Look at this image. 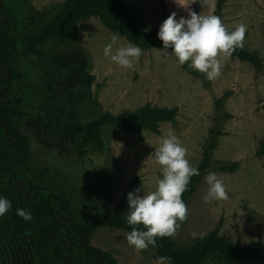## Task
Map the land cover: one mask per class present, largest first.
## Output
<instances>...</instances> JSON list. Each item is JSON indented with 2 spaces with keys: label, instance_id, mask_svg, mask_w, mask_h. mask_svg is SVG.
<instances>
[{
  "label": "rangeland",
  "instance_id": "1",
  "mask_svg": "<svg viewBox=\"0 0 264 264\" xmlns=\"http://www.w3.org/2000/svg\"><path fill=\"white\" fill-rule=\"evenodd\" d=\"M29 1L36 11L44 12L61 6L65 0ZM122 1L131 4L156 31L163 18L173 12L186 19L189 12L206 16L208 13L204 15L196 9L210 6V0ZM236 6L235 10L243 11L245 16L225 21L251 28L243 47L263 60L260 71L236 59H222V75L208 81L204 74L181 70L174 57L158 49L144 51L131 69H124L105 57L104 49L112 43L113 36L118 37L113 51L126 46L127 41L105 30L97 18L78 24L80 34L74 42L48 40L41 46L39 57L19 59L16 70L22 78V97L16 98V106L24 116L21 129L30 143L28 164L42 172V186L61 191L76 213L116 212L123 204L126 216L128 193L142 187L145 192L155 190L162 174L153 152L171 131L187 148V159L194 167L201 163L211 142L215 145L213 163L238 164L233 174L210 170L200 179L187 205L188 218L171 237L174 244L188 248L219 223V235L233 247L254 248L259 239L264 243V0H243ZM214 11L215 5L209 15ZM72 48L85 53L87 71L94 76L90 97L78 109L82 125L103 113L116 115L147 104L177 108L174 122L162 124L158 135L106 127L101 131L104 151L83 157L75 152L73 144L46 138L30 121L35 108L32 86L42 75L45 58ZM210 172L223 180L228 200L204 203L208 191L205 177ZM127 234L99 228L90 245L109 253L117 264H155L149 251L138 253L128 245ZM33 236L31 231L1 242L0 264H36L31 251ZM203 264L221 263L207 259Z\"/></svg>",
  "mask_w": 264,
  "mask_h": 264
},
{
  "label": "trees",
  "instance_id": "2",
  "mask_svg": "<svg viewBox=\"0 0 264 264\" xmlns=\"http://www.w3.org/2000/svg\"><path fill=\"white\" fill-rule=\"evenodd\" d=\"M226 1H216L214 15H218ZM90 18H97L105 30L127 43H135L143 52L162 46L158 31L122 0H67L44 12L36 11L29 0H0V196L12 204L11 211L0 217V243L34 231L31 251L36 264H117L109 253L93 248L90 240L99 228L131 231L123 204L116 212L80 214L71 209L61 191L42 186V172L28 164L30 143L21 129L24 116L16 106V98L22 97L17 61L39 57L41 46L48 40L74 42L80 34L78 24ZM250 29L247 28L245 38ZM230 59L246 63L256 71L263 66L257 54L242 47ZM180 69L197 75L187 63ZM93 82L82 50L72 48L62 55L45 58L42 75L32 86L35 108L30 121L34 128L48 139L59 138L73 144L75 152L83 157L104 151L101 131L106 127L158 135L160 126L173 123L177 116V108L147 104L116 115L103 113L82 125L78 109L83 100L89 99ZM214 149L213 142L206 147L197 166L200 175L192 177L182 195L186 205L208 171L236 172L237 163L212 162ZM18 208L31 212L32 220L19 217ZM219 226L220 223L188 248L177 247L171 238H161L157 247L148 251L154 260L157 256L171 257L172 264H203L207 259L221 264H264L261 239L254 248L233 247L219 235Z\"/></svg>",
  "mask_w": 264,
  "mask_h": 264
},
{
  "label": "clouds",
  "instance_id": "3",
  "mask_svg": "<svg viewBox=\"0 0 264 264\" xmlns=\"http://www.w3.org/2000/svg\"><path fill=\"white\" fill-rule=\"evenodd\" d=\"M246 32L244 24L229 31L216 15L202 16L189 12L187 19H177L173 12L160 25L157 38L162 46L158 50L165 56L174 57L180 66L187 63L188 68L204 74L208 81H215L222 75L221 60L229 59L237 48L243 46ZM117 40V36L112 37L104 55L117 66L131 69L143 51L131 42L113 51ZM187 152L182 141L170 131L153 152L154 161L160 166L162 174L155 190L145 192L142 187L127 194L129 211L126 220L131 231L126 240L134 251L154 250L158 239L174 237L186 222L189 213L182 195L188 190L192 177L200 175L199 168L192 166L187 159ZM205 180L208 185L205 204L229 199L223 180L215 173H208ZM11 208V201L0 196V217L9 213ZM16 214L24 221L32 220L31 212L24 208H18ZM155 264H172V258L157 256Z\"/></svg>",
  "mask_w": 264,
  "mask_h": 264
},
{
  "label": "crops",
  "instance_id": "4",
  "mask_svg": "<svg viewBox=\"0 0 264 264\" xmlns=\"http://www.w3.org/2000/svg\"><path fill=\"white\" fill-rule=\"evenodd\" d=\"M188 1V0H186ZM203 1V0H202ZM216 1L217 0H210L209 3H210V6H206L205 9H201V8H197L196 11H199V9L202 11V13L204 15H206V13H208L207 15H209L214 7V5L216 4ZM239 1H243V0H227L222 6H221V9H220V12L218 13L217 16H219L223 22V24L225 26H227L226 28L229 30V31H232L236 28V26L239 25V22H234V23H227L225 21V19H233V18H239V17H243L245 16L244 15V12L243 11H238V10H235V8L237 7L236 4L239 2ZM128 5H131V4H128ZM132 6V5H131ZM133 7V6H132ZM194 10V9H193ZM192 10V11H193ZM212 14V13H211ZM169 15V14H168ZM206 15V16H207ZM166 17V16H165ZM165 17L163 18V21L166 20ZM176 17H181V15H178ZM146 22V21H145ZM148 25L150 26V24L148 23ZM243 49H245L243 46H242ZM247 51V50H246ZM249 52V51H248ZM254 53V52H253ZM253 68V67H252ZM254 69V68H253Z\"/></svg>",
  "mask_w": 264,
  "mask_h": 264
},
{
  "label": "water",
  "instance_id": "5",
  "mask_svg": "<svg viewBox=\"0 0 264 264\" xmlns=\"http://www.w3.org/2000/svg\"><path fill=\"white\" fill-rule=\"evenodd\" d=\"M65 1H67V0H65ZM65 1H64V2H65ZM64 2H63V3H64ZM63 3H62V4H63ZM62 4H61V5H62Z\"/></svg>",
  "mask_w": 264,
  "mask_h": 264
}]
</instances>
